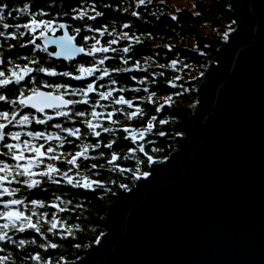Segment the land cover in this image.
I'll use <instances>...</instances> for the list:
<instances>
[{"label":"trees","instance_id":"1","mask_svg":"<svg viewBox=\"0 0 264 264\" xmlns=\"http://www.w3.org/2000/svg\"><path fill=\"white\" fill-rule=\"evenodd\" d=\"M254 0H196L194 1L193 11L179 10L176 12L155 11L163 6V1L158 0L155 6L137 5L135 0H0V3L9 5V10L23 8L25 4L30 5V11L23 13L13 11V15H6L5 23L12 25L6 31H16V25H23L29 22L33 17L40 20H54L57 23L68 25L70 35H76L75 29L80 28L79 35H76L75 43L79 46L87 44L90 46L93 40L85 42L84 37L95 36L101 41L103 46H108L107 41L115 38L105 34L101 36L99 32L88 31V28L104 29L115 33L127 32L130 37H138L140 42L134 40H119L112 45L117 48V52H109L106 55L111 57L105 62L108 68L131 67L135 61H139L142 67H147L149 73L155 75L149 76V83L140 85L133 81L131 77L135 75L137 80L143 78L141 72H120L113 73V78L118 80L116 87L143 88L148 87L150 92L155 93L157 104H149L146 101H135L145 110V117L137 120L126 121L123 115L117 114L116 119L127 123L131 127H141L138 120H144L145 124L148 118L156 115L158 119H169L167 125H157L156 130H164L169 133L167 137L149 136V139L155 141L152 145H146V150L151 155L160 160L159 163L148 167L147 164L141 165L143 171H148L151 175L147 179L133 181L131 174L126 173L121 176L119 173L111 172L110 165L105 163V158L97 156L96 160L83 161V164L92 163L103 164L102 168L94 169L99 175L94 179L103 181L106 188H111L108 192L105 189H97L96 192L84 189H73L68 185H62L57 195L63 193L67 199L73 200L75 204L82 205L75 211L58 213V218L62 219L68 226L73 228L72 235L54 236L52 233H45L51 242L57 243L56 249L42 248L40 245L45 243L43 237L37 233L25 232L15 233L14 240L25 239L27 241L35 240V243H26L23 247L13 244L6 246L4 252L0 255H8L10 264H43V260L51 261V264H96L99 261L110 257L115 246L124 240L125 222L129 212L140 204L145 198L156 194L165 186L175 183L190 164L191 158L198 151L205 140L204 121L215 110L218 99V93L221 87L231 78L234 62L240 50L249 47L255 41V30L257 28V19L253 10ZM95 6L96 11L102 13L95 21L87 18L83 20L73 19L75 12L73 9ZM154 7V9H153ZM8 10H6L7 13ZM136 12L138 15L133 16ZM59 14V15H58ZM90 15L95 13L90 12ZM128 24L129 28L123 25ZM3 30V29H0ZM207 30H215L217 34L208 33ZM20 31L24 33L18 40H9L4 43L3 55L8 56L14 53L11 59L16 63H23L17 57H32L33 46L21 48L20 44L34 38L27 29L23 27ZM64 30H57L54 34L57 36ZM227 33V38H225ZM37 43L43 45L41 39ZM190 42V43H189ZM7 43L15 44L17 47L8 49ZM131 44V51L127 54L120 51L125 46ZM48 50L55 51L51 46ZM35 55L42 62L48 61L44 66L54 65L57 71H71L72 67L68 61L48 57L46 53L36 50ZM122 57L129 58V64L124 65ZM76 60L84 63L90 61L91 57L80 55ZM177 61L175 68L169 65L172 61ZM75 64V61H73ZM180 64H187L189 67H182ZM145 65V66H143ZM160 65L165 67L161 68ZM163 73V75H160ZM179 75V79H174ZM38 78L49 81L50 83H70L74 87L81 86L80 81L70 80L65 77H46L39 74ZM155 81L152 83L151 81ZM107 78H105V82ZM169 81L177 86L172 87ZM99 83V82H98ZM187 90V91H186ZM181 93V95H175ZM10 98H15L12 93H6ZM126 98L133 99L136 96L146 97L148 93L143 91L139 93H124ZM172 96V106L165 105L160 113L152 111L159 103H163L161 97ZM98 97L93 94V99ZM107 103V102H103ZM11 107V106H8ZM83 110V106H78ZM0 110H7L3 102H0ZM101 111V109H97ZM54 122H60L59 120ZM71 126V125H69ZM82 127L83 125L77 124ZM112 127V125H107ZM17 130V129H10ZM27 130V129H25ZM32 130L43 131V125H33ZM52 131V129H49ZM182 133V135H175ZM117 137L126 135L122 130L116 133ZM101 138L107 142L112 137L110 134L102 133ZM96 138L89 137V141H95ZM42 142V141H41ZM79 143V142H77ZM120 145L114 149L121 153H126L128 147H134L131 141L118 140ZM152 147H158L159 152H151ZM71 145L59 151H72ZM107 157L110 150L102 149ZM99 151V150H97ZM91 155L96 156L93 152ZM141 155L142 154H137ZM0 159H6L0 157ZM9 163H13L9 161ZM123 167H134L135 160L122 161ZM59 167L66 169L68 166L58 164ZM117 181L112 184L111 181ZM126 183L131 188L130 192H125L117 185ZM47 194L40 190H32L26 195L30 199H41L52 202V193L55 185H46ZM42 211V210H41ZM52 212V209L48 210ZM78 225V227H76ZM45 225L44 228H47ZM43 230V229H42ZM11 234V233H10ZM99 243H95L96 240ZM79 245V247H77ZM40 255L42 261L30 259V257Z\"/></svg>","mask_w":264,"mask_h":264},{"label":"snow or ice","instance_id":"2","mask_svg":"<svg viewBox=\"0 0 264 264\" xmlns=\"http://www.w3.org/2000/svg\"><path fill=\"white\" fill-rule=\"evenodd\" d=\"M146 3H150V0H138L139 5ZM6 10H8L7 13ZM13 11L27 13L30 11V5L25 4L23 8L9 10L8 4L0 3V29H3L0 30V102H3L7 108V110H0V157L6 158L0 159V244L23 247L26 243H35V240L19 239L17 241L13 239L15 233L31 232L43 237L45 243H42L40 247L56 249L58 244L51 242L45 233L70 237L73 228L58 218L57 214L75 211L76 208L82 207L80 204H75L70 208L69 206L73 205V200L67 199L63 193L56 194L60 187L68 185L73 189H84L93 193L97 189L112 191L111 188H106L102 180L93 178L99 175L93 170L102 168L103 164L92 163L89 166L82 162L96 160L98 156L105 158V163L111 166V172L119 173L121 176L130 173L133 181L147 179L151 173L143 171L141 165L147 164L148 167H151L160 162L146 150V145L155 143L148 137L152 135L167 137L169 135L167 131L156 129L157 125H167L170 121L169 119H158L156 115H152L147 119L146 124L144 120H138L141 127L127 125L126 121L145 117V110L134 100L146 101L149 104H157V100L154 98L155 93L150 92L148 87L142 89L116 87L118 80L113 78V73H144L143 78L139 80L135 75L131 77L140 85L148 84L149 76L155 75V73H149V69L142 67L139 61H135L131 67L110 69L105 66V62L111 59L106 54L118 51L117 48L112 47L119 42L118 39L108 40L106 42L108 46H103L95 36H85V42L93 40L94 43L90 46L87 44L79 46L75 40L76 35H79L81 31L80 28L74 30L76 35H70L67 30L68 25L65 23H57L51 19L40 20L35 17L23 25H16L15 32L6 31L12 27L5 23L6 15L11 17ZM73 11L75 16L72 18L78 20L87 18L95 21L102 15L101 12L96 11L95 6L91 9L76 8ZM90 12L95 14L90 15ZM132 15L135 16L138 13L133 12ZM21 27L27 29L34 37L19 45L21 48L27 47L28 44L33 46L31 58L17 57L18 60L24 61L22 64L11 59L15 55L14 53L10 52L8 56L3 55L5 42L18 40L24 36V33L20 31ZM123 27L129 28V25L125 24ZM57 30H64L63 35L54 39L48 36L49 32L54 34ZM88 31L99 32L101 36L105 34L118 35L119 40L140 42L138 37H130L127 32L115 33V31L109 32L107 28L93 29L91 27L88 28ZM224 35L227 38V33ZM37 39H43V45L37 43ZM53 44L58 50L50 52L48 45ZM7 47L13 49L17 46L7 43ZM36 50L46 53L48 57L68 61L72 70L60 72L54 65L44 66L48 61L42 62L37 58ZM120 51L125 54L129 53L131 44L123 47ZM79 55L91 57V60L81 63L76 60ZM122 60L124 65L129 64L128 57H122ZM176 63L177 61H172L171 67L175 68ZM160 67L165 66L160 65ZM39 74L46 77H65L82 83L78 87H74L70 83H50L38 78ZM105 78H107L106 82ZM151 82L155 83L154 80ZM169 83L173 88L177 86L172 81ZM129 91L135 93L143 91L148 95L129 99L124 95ZM6 93H12L15 98H10ZM93 94L98 98L93 99ZM175 95H181V93ZM172 104V96L164 97L163 103H159L152 111L160 113L165 105L172 106ZM78 106H83V110H80ZM97 109H101V111ZM117 114L123 115L126 121L121 122L116 119ZM57 120L60 122H54ZM78 123L83 125V128L76 126ZM106 124L112 125V127L106 126ZM33 125H43L44 130H32ZM120 130L126 135L117 137L116 133ZM102 133L110 134L112 138L104 142L101 138ZM175 135L179 136L182 133H175ZM89 137H94L96 140L89 141ZM118 140L131 141L135 146L128 147L126 153L118 152L113 147L114 145L117 148L120 147ZM66 145H71L73 150L59 151ZM103 148L110 150L107 157ZM159 151L158 147L151 148V152ZM93 152H96L97 155H91ZM138 153L142 156L137 155ZM127 160H135V166L123 167L121 162ZM9 161L13 163H9ZM58 164L68 167L64 169ZM111 183L117 184V181L113 180ZM46 185L56 186L52 193V202L30 199L28 195L24 194L25 190L28 192L40 190L47 194ZM117 186L125 192L131 191L126 183H119ZM49 209L53 211L49 212ZM45 225L48 227L44 228ZM99 242L98 239L95 241V243ZM3 252L4 248L0 247V253ZM30 259L42 261L40 255L32 256ZM0 264H10V257L0 255ZM43 264H51V261L43 260ZM57 264L60 262L57 261Z\"/></svg>","mask_w":264,"mask_h":264},{"label":"water","instance_id":"3","mask_svg":"<svg viewBox=\"0 0 264 264\" xmlns=\"http://www.w3.org/2000/svg\"><path fill=\"white\" fill-rule=\"evenodd\" d=\"M253 10L255 41L238 53L204 142L175 183L129 212L124 240L96 264H264V0Z\"/></svg>","mask_w":264,"mask_h":264},{"label":"rangeland","instance_id":"4","mask_svg":"<svg viewBox=\"0 0 264 264\" xmlns=\"http://www.w3.org/2000/svg\"><path fill=\"white\" fill-rule=\"evenodd\" d=\"M163 1V6L161 9L159 10H156L155 8V11L159 12V11H168V12H176V11H179V10H188V11H193L194 9V1L196 0H161ZM158 3V0H150V3H146L144 5H151V6H155L156 4ZM135 4L139 5L138 4V0H135ZM154 9V7H153ZM208 33H211V34H217L215 30H207ZM51 33V32H49ZM53 34V33H51ZM37 35H38V32H37ZM116 39H119L118 35L115 36ZM127 41H131V40H127ZM190 43V42H189ZM172 64V63H171ZM171 64L169 65L171 67ZM177 65V63H176ZM182 67H189L187 66V64H180ZM145 66V65H143ZM177 77H179V75H176L174 77V79H176ZM163 98L164 97H161L160 99L163 101Z\"/></svg>","mask_w":264,"mask_h":264}]
</instances>
